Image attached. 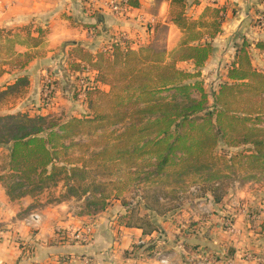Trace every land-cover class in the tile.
Instances as JSON below:
<instances>
[{"label": "trees", "instance_id": "trees-1", "mask_svg": "<svg viewBox=\"0 0 264 264\" xmlns=\"http://www.w3.org/2000/svg\"><path fill=\"white\" fill-rule=\"evenodd\" d=\"M179 1L186 4V0H171L170 5ZM129 2L133 7L140 5L139 0ZM209 11L213 13L212 19L206 17ZM225 11V7L208 6L199 19H190L184 10L173 15L174 23L182 31L194 32L175 51L181 52L179 60H193L197 66L206 61L213 50L211 40L222 31ZM202 28L205 31H201ZM37 31L39 36L44 32L42 27ZM3 32L9 31L0 26V36ZM39 36L30 38L37 42ZM128 43L118 37L99 51L98 56L88 52L98 80L109 86V90H102L100 95L110 102V112L74 116L60 123L46 115H0V140L12 144L11 173L2 175L0 181L5 183L11 199L24 195L36 197L64 182L61 197L85 196L87 213L105 209L110 206L106 203L110 194L106 193L102 180L112 174V167L117 164L135 170L137 175L146 174L149 181L170 186L172 191L177 181L189 176L208 174L206 179L211 181L220 178L213 153L219 135L232 134L237 130L236 121L245 123L250 116L261 112L264 104V73L254 68L248 55H244L247 43L238 49V60L229 71L234 82L223 83L214 93L213 109L205 106L206 95L199 81L187 82L193 73L177 67L175 62L156 60L146 65L144 55ZM256 46L264 49V42L259 41ZM10 51L15 59L9 65L17 66L15 68H26L35 58L30 50L17 52L11 47ZM245 59L247 63L243 62ZM22 79L26 80V76L7 83L5 89H0V96L17 88ZM193 89L202 92L200 98L193 96ZM165 91L169 92L167 97L162 95ZM247 92L256 96V104L248 111L239 109L246 115L239 116L232 105L243 104ZM203 111L205 114L200 115ZM113 124H122L124 128L108 138L105 129ZM98 130L104 132L96 136V144L93 141L89 144L94 150L91 156L77 161L59 159L58 151L66 148L67 139L83 134L91 138ZM242 131L240 139L252 147L246 151L249 153L231 155L233 163L251 160L246 161L249 169L264 172V136L247 126ZM101 139L104 141L99 142ZM78 162L81 165H77ZM84 185L87 187L83 189ZM50 195L53 201H62L53 193Z\"/></svg>", "mask_w": 264, "mask_h": 264}, {"label": "rangeland", "instance_id": "rangeland-1", "mask_svg": "<svg viewBox=\"0 0 264 264\" xmlns=\"http://www.w3.org/2000/svg\"><path fill=\"white\" fill-rule=\"evenodd\" d=\"M199 1L201 0H186V4L179 1L171 4L169 7H164L163 14H157L159 15L157 20L153 22H150V20L140 22L141 26L145 27V32L143 33L129 36L131 31L129 33V30L126 29L117 30L116 35L110 34L106 40H100L93 48L77 45L72 51L69 49L70 55L66 53L65 62H62L64 60V57L60 56L62 53L58 52L59 46L54 48L48 47L47 28L43 27L44 32L39 36V33H37L39 24L37 23H29L17 29L3 27L9 32H3L0 36V89H5L7 83L14 82L19 76H26V80H20L17 88L11 89L5 95L0 96V115L18 113H26L30 116L46 115L60 123L74 116H94L103 111L110 112V102L104 100L100 95L102 90H109V86L98 80V72L94 70L95 66L91 62V54L89 55V53H93L95 57L98 56L97 53L99 51L107 48L112 39H117L118 37L122 40L125 38V40L129 41L128 44L132 49L142 53L144 55L143 61L146 65H151L152 62L150 61L156 60L166 61L167 63L175 62L177 67L193 73V76L187 82L193 83L199 81L206 95L204 100L205 106L208 109H213L215 104L214 93L219 91L220 85L226 82H234L229 76V71L234 62L238 60V49L243 46L244 42L247 43L245 44L246 52H244V55H248V59H250L254 68L264 73V49L256 46L257 42H264V36L251 38V35L247 34L251 30L246 32L244 29L239 30V28H235V30L223 34L217 39L219 34L224 30L222 27V31L211 40L213 50L202 65L197 66L193 60H179L181 52L175 51L180 49L184 39L191 38L194 32H185L180 29L181 34L176 28L172 30L170 24H175L173 15L184 10L190 16V19H199L203 13L194 17L195 15L190 12L191 3ZM209 3L206 7L226 8L224 12L225 20L228 18V11L233 16L237 15L236 8L228 5L227 2L224 4H218V1ZM160 6H164V4L161 5L160 3ZM158 7H154L153 10L158 12ZM248 8L250 9V7ZM249 9H245V11L249 13ZM87 12L90 15L97 13L95 10H88ZM256 13L257 17L255 18L249 16L251 17V25H253L252 27H257L258 30H263L264 33V7H257ZM206 17L207 19H212L213 13L209 11ZM232 18L231 22H233ZM84 25L91 26L88 23H84ZM151 29L154 30L152 33L150 32ZM201 31H205V28H202ZM31 35L35 37L39 36L38 41L32 40L30 38ZM170 37L175 39V42L179 39V42L172 45L171 41L170 45ZM11 47L17 52L30 50L35 54V58L31 62L39 60V64L31 69L27 68L31 62L23 69L9 65L15 59L14 55L11 54ZM185 52L189 53L190 51L185 50ZM12 56L13 58H11ZM244 57L246 58V56ZM243 62L247 63V59ZM102 63L104 64V61ZM192 91H195L193 93L194 97H201L202 92L198 89H193ZM162 95L167 97L169 92L165 91ZM255 99L256 96L247 92L244 103L234 104L232 108L238 111L237 115L246 116L242 112L250 110L256 104ZM239 109H243V111ZM204 114L205 111L200 113V115ZM234 125L237 130L232 134L225 135L226 137L221 136V133L219 141L213 149V153L216 156L217 169L220 171L218 175L220 178H217V180H207L206 176L208 174L201 177L197 175L189 176L177 181V185H175L177 187L172 191L170 186L149 181L146 174L137 175L134 173L135 170H130L124 165L117 164L112 167V174L102 180L106 184L104 187L106 193L110 194L106 203L114 205L115 202L120 201V204H123L131 211L129 214V217L131 216L129 224L143 227L146 233L157 230L161 238L164 236L168 237L169 230L165 226V223L169 222L170 225L175 226L172 231L178 238L182 234L183 229L188 230V228H193L192 226H195L197 223L195 218L186 220L187 216L184 214V210L191 214L197 212L196 208L201 200V196L207 192H213L217 198L222 199L223 206L226 204L227 198H230L231 201L228 207H220L222 211L221 226L223 229L227 228V226L232 227V224H236L237 228H240V226L242 228L246 227L247 223L248 225H255V223L258 224L260 222L262 230H264V172L249 169L246 161L251 162V160L244 159L242 164L238 162L234 164L233 159H231V155L246 152L252 147L251 144L244 143L240 139V135L244 132L242 131L244 126L250 127V129H257L259 130L257 133L264 136V104L262 105L261 112L250 116L249 120L245 123L236 121ZM123 128L122 124L107 126L105 129L107 134L105 135H108V138L113 137ZM103 132V130H98L91 138L83 134L73 139H67L65 141L66 148L58 151L59 159L62 161H77L83 157L87 158L91 156L93 148L89 144H93V142L96 144V136L103 134ZM103 141V139L99 140V142ZM11 145L9 142L0 140V177L11 173ZM77 165H81V163L78 162ZM0 182L3 183L7 191L5 183L3 181ZM85 187L87 185H84L83 189ZM64 191V182H60L57 187H50L36 197L31 195L24 196L34 198L30 207L41 208L55 202L53 201L54 198H51L52 196L50 195L53 193L55 197H60V200H62L60 202L66 205L70 211L77 213L85 211V196L64 198L60 196ZM22 197H18L17 199ZM145 204L149 206L151 211L145 208ZM29 209H23L21 213L29 212ZM198 210L200 211L199 207ZM223 213H227V216H222ZM28 214L31 215L32 213ZM236 220H239V222H236ZM229 222L232 224H229ZM28 224H35L32 227H38L39 225L36 222ZM91 227L93 232V226L91 225ZM78 229L82 228L72 230L71 234L73 238L74 232ZM232 250L235 251L237 248H231Z\"/></svg>", "mask_w": 264, "mask_h": 264}, {"label": "crops", "instance_id": "crops-1", "mask_svg": "<svg viewBox=\"0 0 264 264\" xmlns=\"http://www.w3.org/2000/svg\"><path fill=\"white\" fill-rule=\"evenodd\" d=\"M139 1L140 5L124 16L108 11H97L92 16L82 0H0V25L17 29L37 23L47 28L48 47L59 46L58 52L65 62L66 53L77 45L93 48L110 34L116 35L117 30H129V36L145 32L140 22L157 20L164 7L171 3V0ZM216 1L218 4L227 2L237 10L236 16L228 11L222 26L224 30L217 39L235 28L251 30L247 33L251 38L264 36L263 30L252 27L250 22L251 17H257V7H264L262 0H201L191 3L190 12L194 17L199 16L209 2ZM157 6L160 12L159 7L158 12L153 10ZM245 9H249V13ZM170 25L172 30L176 28L182 34L176 24ZM171 41L175 45L179 39L175 42L170 37V45ZM38 62L34 60L27 68H35ZM227 200L224 206L228 207L231 201ZM33 201L30 196L11 200L0 182V264H164L162 258H167L168 264H264V230L260 222L247 223L242 228L229 222L232 227L223 229L220 207L224 206L213 192L201 196L200 211L198 207L192 214L184 210L186 220L195 218L197 223L193 228L183 229L178 238L172 231L175 226L169 222L165 223L168 237L162 238L157 230L146 233L143 227L129 224L131 211L120 201L90 213L72 212L59 201L41 208L30 207ZM27 208L29 212L21 213ZM145 208L151 211L147 204ZM28 213L40 214L38 227L27 223ZM85 225H92L94 229V238L89 243L77 241L71 234L72 230ZM231 248L237 250L231 251Z\"/></svg>", "mask_w": 264, "mask_h": 264}, {"label": "built area", "instance_id": "built-area-1", "mask_svg": "<svg viewBox=\"0 0 264 264\" xmlns=\"http://www.w3.org/2000/svg\"><path fill=\"white\" fill-rule=\"evenodd\" d=\"M84 7L88 10L95 11H108L117 15H126L131 11L133 6L130 4L129 0H82ZM40 215L37 213H32L28 219V223H39ZM75 240L81 242H90L93 237L91 225H85L82 229H78L73 234ZM161 262L168 264L169 260L167 258H162ZM67 264H71L67 262Z\"/></svg>", "mask_w": 264, "mask_h": 264}]
</instances>
